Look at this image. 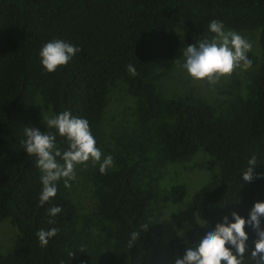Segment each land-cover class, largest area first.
<instances>
[{
    "label": "trees",
    "instance_id": "16d2710c",
    "mask_svg": "<svg viewBox=\"0 0 264 264\" xmlns=\"http://www.w3.org/2000/svg\"><path fill=\"white\" fill-rule=\"evenodd\" d=\"M212 20L252 42L249 71L215 83L172 76ZM53 39L81 51L50 73L38 53ZM115 89L123 102L110 107ZM64 110L89 121L114 166L102 174L91 160L76 165L71 186L59 181L41 206V173L24 151L23 129L44 132L43 120ZM57 145L64 150L67 141L57 136ZM199 150L209 178L190 206L205 222L162 241L163 202L182 201L179 170ZM253 156V179L244 182ZM260 200L264 0H0V218L17 230L0 264H174L225 215L246 217ZM52 206L61 213L50 217ZM50 228L56 235L41 246L36 234ZM245 264H254L250 250Z\"/></svg>",
    "mask_w": 264,
    "mask_h": 264
},
{
    "label": "clouds",
    "instance_id": "9594fccd",
    "mask_svg": "<svg viewBox=\"0 0 264 264\" xmlns=\"http://www.w3.org/2000/svg\"><path fill=\"white\" fill-rule=\"evenodd\" d=\"M208 32L195 40V44L183 49L182 67L186 73L193 80H207L209 83H215L233 71L247 73L252 61L256 60L252 42L239 31L226 29L218 20L209 22ZM80 51L77 45L53 39L41 46L38 55L43 69L51 73L66 65ZM127 70L133 76L136 74L131 64ZM43 123L46 126L44 132L24 127L22 141L24 151L35 157L36 167L41 173V206L55 197L59 181L66 188L71 186L70 181L76 179V165L91 160L102 174L114 166L113 156L103 154L97 146L86 118L64 110L50 115ZM57 136L67 141L66 149L58 147ZM247 163V169L242 172L244 182L252 181L256 158L253 156ZM61 211L60 206H52L48 215L55 217ZM246 227L255 233L254 240H249ZM56 231V228L38 230L36 235L41 246H47ZM131 238L135 240L137 233L133 232ZM248 250L254 264H264V200L254 202L246 217L237 212H232L230 217L225 215L214 227L208 228L194 246L187 247L182 256H177L174 264H245V252Z\"/></svg>",
    "mask_w": 264,
    "mask_h": 264
},
{
    "label": "rangeland",
    "instance_id": "374dc122",
    "mask_svg": "<svg viewBox=\"0 0 264 264\" xmlns=\"http://www.w3.org/2000/svg\"><path fill=\"white\" fill-rule=\"evenodd\" d=\"M182 26L183 24H180L179 26H177V28H180ZM173 73L174 74L172 76L180 75L184 77L188 75L183 67H181L179 70H174ZM115 91L117 94L114 93L110 98V107H119L123 102L121 95L124 94L121 93L118 89H115ZM190 159L191 160L185 162V164L182 165L188 166L186 167V169L189 168V170L187 172H183L186 169L179 170L180 172H182L181 174L183 175L184 182L187 184L186 195L183 196L182 201L177 203L169 200H165L163 202L165 210L160 216V220L162 223V241H167L170 238L180 234L185 229H188L195 225L203 224L205 222L200 220L191 209L190 200L192 193L200 188L209 178V173L206 170V162L208 156L205 150H199L194 155H192ZM16 232V228L10 223L7 218H0V254L6 252V250L11 246Z\"/></svg>",
    "mask_w": 264,
    "mask_h": 264
}]
</instances>
